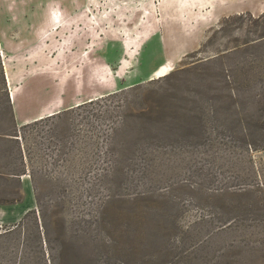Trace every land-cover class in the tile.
Returning <instances> with one entry per match:
<instances>
[{
	"label": "rangeland",
	"instance_id": "obj_1",
	"mask_svg": "<svg viewBox=\"0 0 264 264\" xmlns=\"http://www.w3.org/2000/svg\"><path fill=\"white\" fill-rule=\"evenodd\" d=\"M49 1L0 41V264H264V0Z\"/></svg>",
	"mask_w": 264,
	"mask_h": 264
},
{
	"label": "crops",
	"instance_id": "obj_2",
	"mask_svg": "<svg viewBox=\"0 0 264 264\" xmlns=\"http://www.w3.org/2000/svg\"><path fill=\"white\" fill-rule=\"evenodd\" d=\"M57 1L50 0L49 2L55 4ZM53 8L48 7V0H14L10 2L6 7L7 18L1 17L2 11L0 10V41L11 42L41 39L47 33L46 25L50 22V12ZM3 65L4 70L7 71V67H5L6 63L3 62ZM5 76L7 90L10 92L12 85L8 82L6 74ZM11 103L15 104V98L11 97Z\"/></svg>",
	"mask_w": 264,
	"mask_h": 264
},
{
	"label": "bare ground",
	"instance_id": "obj_3",
	"mask_svg": "<svg viewBox=\"0 0 264 264\" xmlns=\"http://www.w3.org/2000/svg\"><path fill=\"white\" fill-rule=\"evenodd\" d=\"M132 1H134V0H132ZM135 2H136V0H135ZM134 11L135 12L133 13L134 16L132 17V19L138 14V12H140V9H135ZM7 78H8V82L11 83L8 74H7ZM10 94H11V97L14 99V93H13L12 87H11ZM54 113H56V112H51V113L47 114L46 116H49V115L54 114Z\"/></svg>",
	"mask_w": 264,
	"mask_h": 264
},
{
	"label": "trees",
	"instance_id": "obj_4",
	"mask_svg": "<svg viewBox=\"0 0 264 264\" xmlns=\"http://www.w3.org/2000/svg\"><path fill=\"white\" fill-rule=\"evenodd\" d=\"M259 18H262V19H264V12L262 13V15H261V16H259Z\"/></svg>",
	"mask_w": 264,
	"mask_h": 264
}]
</instances>
